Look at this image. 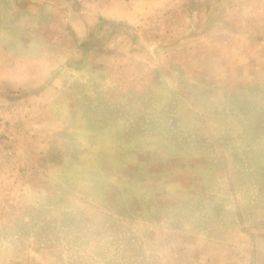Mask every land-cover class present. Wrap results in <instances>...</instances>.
Masks as SVG:
<instances>
[{
  "label": "rangeland",
  "instance_id": "rangeland-1",
  "mask_svg": "<svg viewBox=\"0 0 264 264\" xmlns=\"http://www.w3.org/2000/svg\"><path fill=\"white\" fill-rule=\"evenodd\" d=\"M0 264H264V0H0Z\"/></svg>",
  "mask_w": 264,
  "mask_h": 264
}]
</instances>
